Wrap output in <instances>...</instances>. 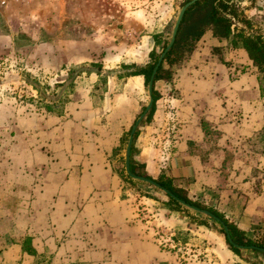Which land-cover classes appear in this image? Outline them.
<instances>
[{"label":"crops","instance_id":"crops-1","mask_svg":"<svg viewBox=\"0 0 264 264\" xmlns=\"http://www.w3.org/2000/svg\"><path fill=\"white\" fill-rule=\"evenodd\" d=\"M245 65L252 62L244 49L207 29L173 65L172 77L155 82V110L137 128L131 158L142 164L141 172L172 178L190 198L210 204L247 238L264 244V204L245 181L251 167L229 145L252 135L264 118L257 74H238ZM129 88L139 84L132 81ZM91 104L86 97L70 102L65 115L42 116L38 131L25 132L33 147L11 160L12 168L0 169V264H188L159 248L135 217L136 203L157 205L159 223L177 234L189 236L190 221L164 205L167 198L136 192L123 179L117 168L119 109L111 114L110 131H93ZM171 107L179 122L174 134L164 130ZM156 137H174L171 151ZM26 237L35 253L23 248ZM190 239L210 244L220 264H264L253 251L231 250L217 227L199 224Z\"/></svg>","mask_w":264,"mask_h":264},{"label":"rangeland","instance_id":"rangeland-1","mask_svg":"<svg viewBox=\"0 0 264 264\" xmlns=\"http://www.w3.org/2000/svg\"><path fill=\"white\" fill-rule=\"evenodd\" d=\"M184 1L0 0V169L12 168L11 160H16L23 149L33 147V140H27L25 132L38 131L37 125L42 116L65 115V108L70 102L76 103L88 97L92 101L89 108L95 110L93 131L98 130L97 126H101L102 131H110L111 114L119 109L116 120L119 124L117 133L121 132V136L117 146V168L124 173L123 151L128 132L145 106L148 95L142 76L134 80L119 77L127 72L123 64L143 65L149 61V52L153 47L160 50V45H154L152 35L161 33L163 40H169L172 25ZM238 9L252 22L253 31L264 37V0H240ZM93 62L101 64L100 74L91 72L93 78L86 79L89 72L84 70H94ZM177 63L169 67L172 69ZM246 66L248 69L240 68L238 74L251 69L260 83L262 74L257 67L253 63L251 67ZM70 70L74 72L72 79L68 75ZM132 81L139 84V89L129 88ZM80 83L81 90L75 87ZM33 84H38L44 95L41 96ZM262 90L264 94V87ZM58 96L62 101L55 105L51 98ZM138 101L140 104L137 105ZM46 104L53 106L52 111L45 108ZM170 111L175 112L179 127L176 109L171 107L165 113L164 130L174 134L177 129L171 132L167 126ZM213 132L216 135L219 133L217 130ZM174 140V137L156 139L162 148L165 143L168 146L167 143L171 142L168 151H171ZM34 142L36 144V140ZM229 145L239 148V156L246 159L248 167H251L245 181L250 183V194L260 198L264 204V118L261 127L252 135L234 139ZM129 184L143 195L167 198L152 185L147 187L138 183L141 185L136 187ZM153 208L149 209L145 203H136L135 217L152 231L158 246L156 238L159 239V235L155 231L162 227L173 235L174 242H179L180 251L176 247L170 251L179 261L220 264L210 244L191 241L199 219H193L188 214H197L212 225L208 227H217L219 231L220 225L199 213L183 211L190 221V235L177 234L169 226L159 223L155 210L157 205Z\"/></svg>","mask_w":264,"mask_h":264},{"label":"trees","instance_id":"trees-1","mask_svg":"<svg viewBox=\"0 0 264 264\" xmlns=\"http://www.w3.org/2000/svg\"><path fill=\"white\" fill-rule=\"evenodd\" d=\"M186 1L188 0H185L183 4ZM239 1L240 0H197L194 3H192L189 7H187L179 24L175 40L171 48L166 52L161 64L158 66L157 71L155 73L154 82H153V91H152L154 101L151 106V109L146 114L142 122L149 121L152 118V115L155 110V105H156L155 103L156 100L158 99V93L154 88L155 82L160 79H170L172 77L173 72L169 66L181 61L187 54H190L193 51L197 40L205 33L207 29H211L213 35L218 39H226L231 47L242 48L247 52V55L249 59L252 61L253 65L256 66L258 71L262 74L259 85H260V89L261 90L263 89L264 37L260 33L254 32L252 28V22L244 14H240V10L238 9ZM152 40L155 46L156 45L161 46L160 50L157 51L153 47L149 52V61H147L143 65L123 64V68L127 69L126 70L127 72H125L124 74H120L119 77L141 75L144 79V83L147 85L151 72L156 64L157 58L159 57L160 53L163 51V49L165 48L166 44L169 41V40H163L161 33H154L152 35ZM91 65L96 68L94 70L87 69L84 71L89 73L96 72L97 74H100L102 67L101 64H97L93 62ZM70 72L68 75H70L69 77L70 79H72L74 78V72H72V70H70ZM33 87L37 90V92L41 96L44 95L42 88H40L38 84H33ZM51 95L53 96L54 93H51ZM51 99L54 101L53 103H55V105H57L62 101L59 96L57 98H51ZM51 99L49 100L52 101ZM45 108L48 111H52L53 106L50 104H46ZM136 134H137V129L135 130L134 138L136 137ZM132 149H133V143L131 146V152ZM140 167H142V164L133 160L130 154L131 171L136 174H142L152 178L151 176L139 171ZM120 174L125 181L131 183L136 187H140L139 185L141 184L146 185L147 187H151L150 184L132 180L131 178L126 176V174H124L123 171H120ZM153 179L159 182L162 186L169 189L176 196L200 208H207L213 214L220 217L227 224L233 242L244 245H257L264 248L263 243H259L247 238L242 231H240L233 223L229 222L226 218H224V216L215 208H213L210 205L209 206L204 205L201 202L190 198L182 187L174 184L172 178L167 177L164 174H161L157 178H153ZM150 197H153L161 202V200L158 199V197L155 196L154 194H152V196ZM166 197L167 200L163 202L164 205L172 207L173 209L176 210H180V211L182 210L189 213L188 209L183 208L172 197H170L167 194ZM188 215L193 219H199L198 220L199 224L207 225V226L211 225L207 220L200 218L199 216H196L197 214L193 215L189 213ZM198 215L202 216L201 214ZM212 223H216V222L213 220ZM220 232L224 234L226 243L228 244L229 248L235 252L240 253L241 250L234 247L228 241L224 229L222 228L221 225H220ZM30 244H31V239L29 237H26L23 241V248L28 252L35 253V250L30 246ZM251 251H253L256 255H261L264 258V253L258 250H251Z\"/></svg>","mask_w":264,"mask_h":264},{"label":"water","instance_id":"water-1","mask_svg":"<svg viewBox=\"0 0 264 264\" xmlns=\"http://www.w3.org/2000/svg\"><path fill=\"white\" fill-rule=\"evenodd\" d=\"M197 0H188L186 1L178 10L176 18L174 20V23L172 25V29L170 32V37H169V41L166 44L165 48L163 49V51L160 53L159 57L157 58L156 64L151 72L150 78L148 80L147 83V95H148V100L143 108V110L140 112V114L137 116V118L135 119V121L133 122L130 130H129V134H128V138L124 147V151H123V159H124V173L126 174V176H128L129 178H131L134 181H139V182H143V183H147L150 184L152 186H154L155 188L161 190L165 195H169L170 197H172L174 200H176L183 208H186L194 213H199L201 214L203 217L208 218V219H212L214 220L217 224L221 225L222 228L224 229L225 235L228 239V241L236 248L240 249L241 251H251V250H258L262 253H264V248L261 246H257V245H244V244H238L233 242L230 233H229V228L227 226V224L218 216H216L215 214H213L209 209L207 208H200L198 206H195L189 202H187L186 200L176 196L175 194H173L169 189H167L166 187L162 186L159 182H157L155 179L147 177L145 175L142 174H136L134 172L131 171L130 169V154H131V146L133 143V138H134V133L135 130L139 127V125L142 123V120L145 118L146 114L149 112V110L151 109V106L153 104V82H154V76L155 73L157 71L158 66L161 64L166 52L171 48L176 34H177V30L179 27V24L181 22V19L185 13V10L187 9V7H189L192 3H194Z\"/></svg>","mask_w":264,"mask_h":264},{"label":"built area","instance_id":"built-area-1","mask_svg":"<svg viewBox=\"0 0 264 264\" xmlns=\"http://www.w3.org/2000/svg\"><path fill=\"white\" fill-rule=\"evenodd\" d=\"M168 118H169V121H167V126H168L169 130L171 132H173V131H175V129H177V119L175 116V112L170 111ZM165 145H166V143L164 144L163 149L168 151L169 150L168 148H169V145H171V142L167 143L168 146H165ZM147 215H148V217L152 216V214H147ZM157 230L158 231H155V233H157V235H159V239L157 237L156 240L158 241V244L162 249L167 250V251H172V250H175V247H176V250L180 251L181 248L178 246L179 242H174L173 235L168 234L167 233L168 230H166L162 227H159ZM159 232H160V234H159Z\"/></svg>","mask_w":264,"mask_h":264}]
</instances>
